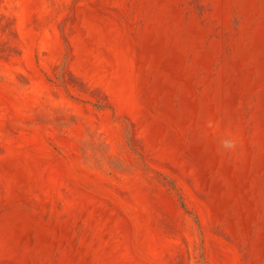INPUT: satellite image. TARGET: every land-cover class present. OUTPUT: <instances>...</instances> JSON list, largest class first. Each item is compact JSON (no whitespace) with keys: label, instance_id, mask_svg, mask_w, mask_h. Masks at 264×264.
I'll return each mask as SVG.
<instances>
[{"label":"rangeland","instance_id":"374dc122","mask_svg":"<svg viewBox=\"0 0 264 264\" xmlns=\"http://www.w3.org/2000/svg\"><path fill=\"white\" fill-rule=\"evenodd\" d=\"M0 264H264V0H0Z\"/></svg>","mask_w":264,"mask_h":264}]
</instances>
